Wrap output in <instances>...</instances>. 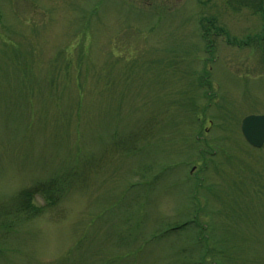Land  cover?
I'll return each mask as SVG.
<instances>
[{
  "label": "rangeland",
  "instance_id": "374dc122",
  "mask_svg": "<svg viewBox=\"0 0 264 264\" xmlns=\"http://www.w3.org/2000/svg\"><path fill=\"white\" fill-rule=\"evenodd\" d=\"M258 2L0 0V264H264Z\"/></svg>",
  "mask_w": 264,
  "mask_h": 264
},
{
  "label": "trees",
  "instance_id": "16d2710c",
  "mask_svg": "<svg viewBox=\"0 0 264 264\" xmlns=\"http://www.w3.org/2000/svg\"><path fill=\"white\" fill-rule=\"evenodd\" d=\"M259 4L262 5V3H264V0H258ZM261 1V2H260ZM264 5V4H263ZM260 6V5H259ZM57 189L53 188V186H49V184L46 186H39V187H30L28 189L22 190L18 197H17V202L15 205V209L13 211V213L9 212H2L0 213V217H15L16 214L20 213V212H25L28 214L34 212H37V210L35 208H33L32 206V201L35 198L36 195H41V196H46V198L48 200L51 201V204L53 203V201L51 199L52 196L50 194H57ZM30 212V213H29ZM12 214V215H11Z\"/></svg>",
  "mask_w": 264,
  "mask_h": 264
},
{
  "label": "water",
  "instance_id": "95a60500",
  "mask_svg": "<svg viewBox=\"0 0 264 264\" xmlns=\"http://www.w3.org/2000/svg\"><path fill=\"white\" fill-rule=\"evenodd\" d=\"M240 133L245 142L254 149L264 146V115H249L239 125Z\"/></svg>",
  "mask_w": 264,
  "mask_h": 264
}]
</instances>
